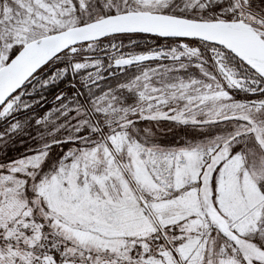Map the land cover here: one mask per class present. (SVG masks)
<instances>
[{
  "label": "snow or ice",
  "instance_id": "obj_1",
  "mask_svg": "<svg viewBox=\"0 0 264 264\" xmlns=\"http://www.w3.org/2000/svg\"><path fill=\"white\" fill-rule=\"evenodd\" d=\"M0 264H264V0H0Z\"/></svg>",
  "mask_w": 264,
  "mask_h": 264
}]
</instances>
